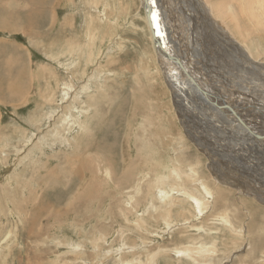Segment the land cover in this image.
I'll return each mask as SVG.
<instances>
[{"label": "rangeland", "instance_id": "obj_1", "mask_svg": "<svg viewBox=\"0 0 264 264\" xmlns=\"http://www.w3.org/2000/svg\"><path fill=\"white\" fill-rule=\"evenodd\" d=\"M151 1L264 135V0ZM143 6L0 0V264H264V138L158 57Z\"/></svg>", "mask_w": 264, "mask_h": 264}, {"label": "bare ground", "instance_id": "obj_2", "mask_svg": "<svg viewBox=\"0 0 264 264\" xmlns=\"http://www.w3.org/2000/svg\"><path fill=\"white\" fill-rule=\"evenodd\" d=\"M156 1V0H155ZM143 3H144V6H146V5H148V6H152L153 7V12L155 13V14H153L152 15V18L155 20L156 18H158V20H159V17L157 16L156 17V15H160V14H158L157 13V9L155 10V6H153V2L151 1V0H143ZM171 4V3H170ZM161 6V5H160ZM159 8V7H158ZM205 8V7H204ZM206 10V13H207V11H208V9L207 8H205ZM211 9V8H210ZM220 9V8H219ZM159 10V9H158ZM165 10V9H164ZM217 10H218V8H217ZM160 11L161 12H164V14H163V17L166 19L167 18V16H166V13H165V11H162V8L160 9ZM210 12H212V10L210 11ZM170 17V16H169ZM168 17V18H169ZM209 20V19H208ZM65 21V20H64ZM147 21H148V19H147ZM214 22H215V24H216V28H218L220 31L222 30V31H224V32H226L225 31V27H222L220 24V22L218 21V20H214ZM148 25H149V29H150V32H151V34H152V29H151V27H150V24H149V21H148ZM46 28V27H45ZM222 28V29H221ZM158 29H159V26H158ZM188 34V33H187ZM186 35V33L184 34L183 33V36H185ZM227 35V34H226ZM180 36V35H179ZM187 36H189V35H187ZM228 36V35H227ZM186 37V36H185ZM184 37V40L186 39ZM165 38L166 37H163L162 36V41L163 42H165V44H167L166 43V41H165ZM168 38V37H167ZM169 40V39H168ZM171 43V42H170ZM79 45V44H78ZM170 45V44H169ZM172 45V44H171ZM154 46V45H153ZM166 46V45H165ZM166 47H168V45L166 46ZM174 47V46H173ZM175 48V47H174ZM154 49H155V47H154ZM164 49H165V47H164ZM167 50V49H166ZM71 51V50H70ZM168 51V50H167ZM166 51V52H167ZM167 53H169V55L171 56V58H167V57H165V55L163 56V53L162 54H160V58L162 59H164L166 62H170V63H172L174 66L175 65H177V66H179V67H181L182 68V70L185 72V75L187 76V79H186V84L189 86V88H190V90H191V92L193 93H196L197 95H199L200 96V99H202V100H204V103L207 105V108L208 107H210V108H212L213 109V111H214V109L217 107L218 109H219V113H222L223 114V112L226 114V116H227V118H229V119H231V120H233L232 122H236V123H238V124H244L243 126H239L238 124H237V129L239 128V130H241V131H243L244 130V132H245V134H247V133H250V135L251 136H253V138H256V139H260V138H262V136H264V135H262L261 133H259V134H261V135H259L258 133H257V131L252 127V125L251 124H248L247 122H246V120H244L243 119V116H245L246 115V108H244L243 107V105H241L240 103H238V102H236V104H231L228 100H227V97H224V96H222V94H220V93H218V95L216 96L214 93H213V88H212V86L214 87L215 85H208V87H206V86H204L203 84H202V82H204V81H201L200 79H202L201 78V76L199 75V74H197V73H195V72H193V71H191V70H193V67H192V65L190 64L188 67H186V64L184 65L183 64V58H181V57H177V56H175V55H173L171 52H167ZM178 55V54H177ZM164 60H163V62H164ZM253 66V65H252ZM44 69V68H43ZM195 70V69H194ZM262 71V70H261ZM264 72V71H263ZM188 73H189V75H190V77L188 76ZM225 73V72H224ZM259 75H263L264 76V74H259ZM171 77V76H170ZM166 78V77H165ZM171 79V78H170ZM206 80V79H205ZM71 84V83H70ZM174 85V87L176 88V86H175V84H173ZM217 86V85H216ZM199 90H200V92H199ZM248 91H250V93L252 94V95H254V94H256V92H255V90H253V89H251V90H248ZM217 92V91H216ZM249 93V92H248ZM257 95V94H256ZM262 95V94H261ZM179 94H174V98H175V100H174V102L175 101H177L178 99H179ZM198 96V97H199ZM214 96H216V97H218L217 99H215V97ZM258 96V95H257ZM230 97V96H229ZM232 97V96H231ZM248 97L250 98V100H248L247 99V97H245L244 98V100L246 101V102H248L249 104H250V102H253L254 101V98H253V96H249L248 95ZM256 97V96H255ZM263 97V96H262ZM264 98V97H263ZM262 99V98H261ZM243 101V100H242ZM257 101V100H256ZM211 102H212V104H211ZM203 103V102H202ZM208 103H210V104H208ZM237 104H239V106H236ZM249 104L247 105V106H249ZM260 104V103H259ZM198 105V104H197ZM251 105V104H250ZM216 106V107H215ZM262 106H263V104H262ZM261 106V107H262ZM221 108H223V109H221ZM209 109V108H208ZM252 109V108H251ZM216 110V109H215ZM261 110V109H260ZM252 111H254V110H252ZM217 112V111H216ZM215 112V113H216ZM262 112V111H261ZM254 112H252V114H253ZM216 114H218V112L216 113ZM222 114H221V116H222ZM251 114V115H252ZM259 114H261V113H259ZM224 115V114H223ZM248 115V114H247ZM257 115V114H256ZM263 115V114H262ZM225 116V115H224ZM254 116V115H253ZM258 117V116H257ZM223 118V117H222ZM246 118H248V117H246ZM245 118V119H246ZM256 119V118H255ZM225 120V119H224ZM230 120V121H231ZM218 121V120H217ZM248 122H249V120H248ZM231 123V122H230ZM235 123V124H236ZM253 123V122H252ZM225 125H227V121H226V123H224ZM234 124V123H233ZM231 126H232V123L230 124ZM245 126H247V127H245ZM259 126V125H258ZM263 126V125H262ZM216 127H218V126H216ZM220 127V126H219ZM222 128V127H221ZM234 127H232V129H233ZM226 129H227V126H226ZM225 129V130H226ZM235 129V128H234ZM236 129V130H237ZM224 130V131H225ZM228 130V129H227ZM230 130V129H229ZM253 130V131H252ZM219 131V130H218ZM223 131V130H222ZM231 131V130H230ZM235 131V130H234ZM228 132V131H227ZM236 132V131H235ZM264 132V131H263ZM65 133V132H64ZM236 136V135H235ZM242 138V137H241ZM263 140V139H262ZM260 142H262V141H260ZM262 144V143H261ZM262 147V146H261ZM110 155V154H109ZM88 186V185H87ZM198 205V204H197ZM227 216V215H226ZM226 218V217H225Z\"/></svg>", "mask_w": 264, "mask_h": 264}, {"label": "water", "instance_id": "obj_3", "mask_svg": "<svg viewBox=\"0 0 264 264\" xmlns=\"http://www.w3.org/2000/svg\"><path fill=\"white\" fill-rule=\"evenodd\" d=\"M143 8H144V11H145V15H146V17H147V19H148V21H149V24H150V27H151V29H152V41H153V45H154V47H155V50H156V52H157V55H158V57L160 56V54H164L165 55V57H167V58H171V56L169 55V53H167L166 51H165V49H166V46L168 45H166L165 46V44L163 43V41H162V32L164 31V25L162 24V23H160V21L158 20V18H156L155 20L152 18V15L153 14H155L154 12H153V9H152V6H148V5H146V6H143ZM159 21V22H158ZM158 26H160V28H161V30H159L158 29ZM164 46H165V49H164ZM184 64V63H183ZM185 65V64H184ZM163 67L165 68V66H164V64H163ZM166 75V81H167V83L169 82V80H170V78L167 76V74H165ZM188 76L190 77V75H189V73H188ZM181 91V90H184V87L183 86H181V88H177V89H174V94H178V91ZM215 97V99H217L218 97H216V96H214ZM242 125H244V124H242ZM245 127H247V126H245ZM264 138V136H262V138H260V139H258V140H261V139H263Z\"/></svg>", "mask_w": 264, "mask_h": 264}]
</instances>
